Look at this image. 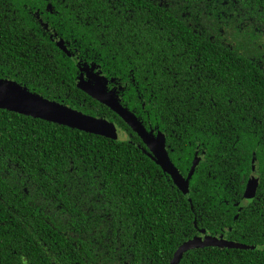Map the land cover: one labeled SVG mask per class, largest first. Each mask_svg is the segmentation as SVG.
<instances>
[{"label": "trees", "instance_id": "trees-1", "mask_svg": "<svg viewBox=\"0 0 264 264\" xmlns=\"http://www.w3.org/2000/svg\"><path fill=\"white\" fill-rule=\"evenodd\" d=\"M201 1L87 0L81 7L75 0H0V79L110 120L138 143L140 138L119 116L77 86L78 57L100 64L105 74L109 69L110 76L127 85L124 101L131 111L142 113L143 95L150 113L145 120L167 130L173 148L184 149L180 169L185 171L192 160L185 144L203 140L201 110L220 106L209 95L218 84L231 85L234 94L241 82L244 93L264 94V89L249 87L254 72L247 57L228 46L209 45L193 30L201 17L216 18V6L208 9ZM253 1L259 11V0ZM37 13L76 57H68L44 34ZM248 40L255 41L253 33L243 35L241 44ZM229 158L225 163L231 164ZM219 162L212 170L199 167L190 182L192 211L188 197L172 187L137 144L0 109V264H21L26 254L40 264L46 247L57 244L61 249L56 251H68L64 235L95 221L135 235L153 264H170L177 249L198 234L195 221L209 234L234 229L230 240L260 243V232L235 228L233 213L226 212L232 207L220 205ZM225 182L233 183L230 178ZM181 264H264V248L198 249L186 253Z\"/></svg>", "mask_w": 264, "mask_h": 264}, {"label": "flooded vegetation", "instance_id": "flooded-vegetation-1", "mask_svg": "<svg viewBox=\"0 0 264 264\" xmlns=\"http://www.w3.org/2000/svg\"><path fill=\"white\" fill-rule=\"evenodd\" d=\"M259 2L258 11L256 10L257 3L253 0H243L242 3L240 1L229 2L228 0H202L201 4L205 5L208 9L216 6V18L208 19L209 17H201V22L196 24V29H193L196 33L199 30L200 33H198V36L205 38L209 45L211 42L220 46H228L234 52L236 51L238 56L247 57L248 62H251L253 66L252 71L254 72L249 87L254 90L264 89V0H259ZM47 12L52 13V7H48ZM206 16L212 17L213 14L212 12H206ZM36 19L37 23L43 29L44 34H47L61 51L70 58L76 57L71 52L66 41L58 36L57 30L50 27V23L42 14L37 13ZM185 19L191 27V20L188 18ZM246 33H253L255 40L253 42L248 40L247 47L241 44L242 37ZM257 36L258 39H256ZM60 41L66 47L67 52L58 46V42ZM244 47L247 48L246 51L241 50ZM75 51V53L79 52L78 50ZM77 60V68L79 71L77 86L81 76L91 86L93 83L92 76L96 77L99 75L100 77H104L108 80V92L110 94L112 92L118 94L123 106L127 107L124 101L127 85H123L119 79L110 76L111 72H109V69L108 75L105 74L102 65L93 62H82V59L79 57ZM238 63L246 62L241 60ZM242 71L246 72L247 70L243 69ZM242 79L245 80L244 77ZM238 84L239 87L236 92L234 91V94L230 92L232 86L224 82L218 84L211 93L209 92L212 98H216L220 102V106L217 108L213 106H210V108L204 107L203 112L201 110V114L203 115L201 125L203 140L193 141L190 139L188 144H185L188 150H192L191 165L185 171L180 169V166L184 162V157L181 155L184 154V149L181 146L180 149L173 148V145L170 143L169 132L167 130L162 131L159 126H154L145 120L144 114L149 119L150 113L146 110L147 104L142 94L139 96L142 104V113L140 110L132 112L143 123L146 130L153 134L155 138H158L159 135L165 137V148L168 155L184 177L187 178L189 176L196 159L199 160V165L196 168L192 180L199 167L206 165L204 169L210 168L212 170L214 163L220 160V170L215 171L221 181L222 192L218 193L220 205L222 207L224 205L232 207L227 209L226 212L233 213L231 215L235 228L245 226L251 231H254L255 234L258 235V232L261 234V238L259 239L260 243L256 241V243L249 245L229 239V233L234 232V229H227L222 235H213L209 234L206 229H200L197 221H195L198 234L193 238H204L205 235L201 231L206 230V236L210 235L216 238H224L227 241L255 247L256 250L257 248H264V94H255V97H253L254 94L248 95L244 93V87L246 85H243L241 82ZM239 90L243 92L236 94ZM259 95L262 96L261 99ZM214 105L218 106L217 104ZM212 114L213 116L210 117ZM214 119L217 121L214 122ZM108 121L111 122L110 120ZM213 123H217V126ZM117 128L118 140L125 137L122 140L127 139L129 142L137 144L142 153L153 160L150 157L153 154L152 150L139 135L137 136L140 138V141L135 143L129 134L122 132L118 126ZM190 128L192 129L193 127ZM172 132H175V130H172ZM226 139L227 141L225 143ZM230 145L232 149H229ZM230 155L232 157L229 158L231 164L225 163L224 159ZM253 167L255 171H253ZM230 168L231 171H229ZM212 174V172H208L209 177H212ZM164 176L169 183H173L172 187L174 189L182 193L170 175L164 173ZM227 178H230L233 183L225 182ZM230 187L231 190H229ZM190 195L187 197L191 204V209L194 211V204L191 202ZM97 222L95 221L94 225L86 230H69L64 235V239L68 243L67 249L69 250L56 251L55 249H61L57 244H54L52 248L46 247L44 249L46 256H44V260L40 264H153L144 258L145 254L141 250L142 245L136 241V237H133L135 235H130L127 230H123L120 227L116 230L113 227L104 228L100 222ZM39 239L43 240L42 238ZM32 260L30 254H26L22 257L21 264H35Z\"/></svg>", "mask_w": 264, "mask_h": 264}, {"label": "water", "instance_id": "water-1", "mask_svg": "<svg viewBox=\"0 0 264 264\" xmlns=\"http://www.w3.org/2000/svg\"><path fill=\"white\" fill-rule=\"evenodd\" d=\"M58 46L67 52V49L62 41L58 42ZM92 80L93 83L91 86L90 84L86 83L81 76L78 88L91 98L111 109L137 135H139L147 144V146L152 150L153 154L150 155V157L157 163L158 166L162 168L164 173L170 175L173 178V181L178 189L184 195L189 196L190 181L192 180L196 168L199 165V160L196 159L194 161L191 173L187 178L184 177L177 169V167L173 164L168 155V152L165 148V137L159 135L158 138H155L153 134L149 133L144 127L143 123L138 119V117L129 108L123 106L121 100L118 97V94H116L115 92H112L110 94V92H108V80L106 78L97 75L96 77L92 76ZM4 86H7L10 89L19 88L21 90H25L29 95L37 96L40 99L45 100L46 103L54 105V107L60 109V111L69 113L71 118L67 120L52 119L53 117L47 115L46 113L28 110L24 107L18 106L17 104L3 99H0L1 110H6L27 117H32L34 119H40L60 126H66L71 129L105 137L114 141H117L119 139L118 128L115 123L109 122L106 119L92 117L90 115L84 114L83 112L70 108L69 106H66L64 104L48 100L37 93L29 91L27 87H24L16 82L0 79V87ZM201 233L205 235L204 238L195 237L183 243L178 248V250L175 252L174 258L171 261V264H181L186 253L198 249L214 247L220 249H236L244 251L255 250V247L246 246L233 241H227L224 238H216L210 235L206 236V230H202Z\"/></svg>", "mask_w": 264, "mask_h": 264}, {"label": "snow or ice", "instance_id": "snow-or-ice-1", "mask_svg": "<svg viewBox=\"0 0 264 264\" xmlns=\"http://www.w3.org/2000/svg\"><path fill=\"white\" fill-rule=\"evenodd\" d=\"M86 2L87 0H75V3L81 7ZM0 99L12 102L28 110L46 113L53 117L52 119L67 120L71 118L69 113L62 112L60 109L55 108L54 105L46 103L45 100H42L37 96L29 95L25 90L19 88L10 89L7 86L0 87ZM253 169V171H255L254 167Z\"/></svg>", "mask_w": 264, "mask_h": 264}, {"label": "rangeland", "instance_id": "rangeland-1", "mask_svg": "<svg viewBox=\"0 0 264 264\" xmlns=\"http://www.w3.org/2000/svg\"><path fill=\"white\" fill-rule=\"evenodd\" d=\"M122 139H125V137H123Z\"/></svg>", "mask_w": 264, "mask_h": 264}]
</instances>
